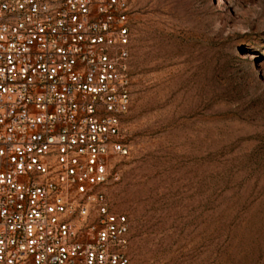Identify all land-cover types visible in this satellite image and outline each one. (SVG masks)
Returning a JSON list of instances; mask_svg holds the SVG:
<instances>
[{"label":"rangeland","instance_id":"1","mask_svg":"<svg viewBox=\"0 0 264 264\" xmlns=\"http://www.w3.org/2000/svg\"><path fill=\"white\" fill-rule=\"evenodd\" d=\"M131 7L129 264H264V0Z\"/></svg>","mask_w":264,"mask_h":264},{"label":"built area","instance_id":"2","mask_svg":"<svg viewBox=\"0 0 264 264\" xmlns=\"http://www.w3.org/2000/svg\"><path fill=\"white\" fill-rule=\"evenodd\" d=\"M131 0H0V264H129L103 188L128 153Z\"/></svg>","mask_w":264,"mask_h":264}]
</instances>
